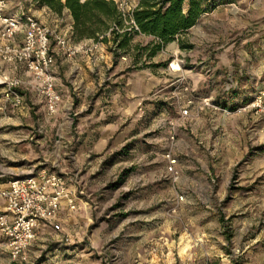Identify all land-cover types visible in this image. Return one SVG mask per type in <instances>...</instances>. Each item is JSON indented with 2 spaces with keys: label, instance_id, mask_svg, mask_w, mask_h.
<instances>
[{
  "label": "rangeland",
  "instance_id": "374dc122",
  "mask_svg": "<svg viewBox=\"0 0 264 264\" xmlns=\"http://www.w3.org/2000/svg\"><path fill=\"white\" fill-rule=\"evenodd\" d=\"M6 1L8 13L40 9ZM204 2L152 57L154 38L101 41L109 59L83 62L87 79L57 77L52 118L24 69L0 63V183L62 169L82 190L62 231L40 227L25 264H264V114L250 107L264 90V0ZM189 96L218 109L180 118Z\"/></svg>",
  "mask_w": 264,
  "mask_h": 264
},
{
  "label": "built area",
  "instance_id": "2783aa9c",
  "mask_svg": "<svg viewBox=\"0 0 264 264\" xmlns=\"http://www.w3.org/2000/svg\"><path fill=\"white\" fill-rule=\"evenodd\" d=\"M109 1L114 3L122 23L121 27L114 26L115 30L120 34L144 36L134 21L139 0ZM7 11L8 2L0 0V63L13 70L24 69L31 78V89L44 100L46 115L52 118L60 104V95L55 86L56 53L53 45L66 58L78 55L91 58L101 50L103 37L73 43L70 37L58 34L22 6L14 13ZM178 82L182 90L188 93V83L183 78ZM21 83L16 80L9 88L15 106L21 104V96L13 88ZM205 107L218 109L207 98L197 102L196 98L189 96L179 108V116L197 117ZM250 107L264 114V90L258 93ZM173 139L174 136H171ZM166 158L168 170L172 172L175 161L170 154ZM77 194H82V190L78 189L77 174L69 178L62 169L51 171L41 168L35 173L29 172L0 183V244L8 252L9 264L27 263V249L36 239L40 227H49L56 232L63 230L61 210H74Z\"/></svg>",
  "mask_w": 264,
  "mask_h": 264
},
{
  "label": "trees",
  "instance_id": "16d2710c",
  "mask_svg": "<svg viewBox=\"0 0 264 264\" xmlns=\"http://www.w3.org/2000/svg\"><path fill=\"white\" fill-rule=\"evenodd\" d=\"M204 1L139 0L134 12V21L141 33L154 38L148 57L154 56L166 44L192 28L198 18L206 12ZM34 2L39 8L47 7L56 14L68 9L73 18L72 38L75 41L90 38L97 40V34L108 28L107 23H112L110 35L116 47L124 48L130 40L127 33L118 34L114 28L121 27L122 23L112 1L84 0L80 3V0H34ZM101 41L108 42V39L103 37Z\"/></svg>",
  "mask_w": 264,
  "mask_h": 264
},
{
  "label": "crops",
  "instance_id": "0c3cea01",
  "mask_svg": "<svg viewBox=\"0 0 264 264\" xmlns=\"http://www.w3.org/2000/svg\"><path fill=\"white\" fill-rule=\"evenodd\" d=\"M82 2H84V0H80V3H82ZM27 10L31 11V9H29V8ZM32 13L42 23L50 26L51 28H52V26L54 28H56L58 31L56 29H54V30L58 34H64V35H67L68 37H70V39L73 43H78L80 41L94 40V39L90 38V39L75 41L72 38L73 18H72L70 11L68 9H64L61 14H56L47 7H41L39 10H35ZM35 13H37V14H35ZM107 24H108V26H107L108 28L103 30V31H100L97 34V36H98L97 39L99 37H106L107 39H109L112 23H107ZM136 37L137 38L143 37V39H146V40H152L153 39V37L146 36V35H144V36H138L137 35ZM19 38L21 39L20 36H19ZM102 44H104V43H102ZM53 50L56 53V62H55V66H54L55 80L57 79V77L60 76L61 72L65 73L66 69H69L70 75L75 74L74 75V76H76L75 78L80 77V79H82V78L87 79V71H85V70L83 71V66H84L83 62H86L87 68H91L92 66H96L97 63H99L100 61L103 60L106 62L109 59V56L107 54L103 55L102 53H98V55H96V57L94 56L93 60H89L88 58H85L82 55H78L74 58H66L61 52H59L56 49V47L54 45H53ZM64 63H67V64H64ZM65 65H66V68H65ZM55 86H56V84H55ZM61 86L63 87V88H61L62 92L70 93V91L66 88L65 85H61ZM95 131H97L96 133H99L98 130H95ZM91 135H92V132H89L87 135V139ZM63 211H65V209L61 210L60 216H61Z\"/></svg>",
  "mask_w": 264,
  "mask_h": 264
}]
</instances>
